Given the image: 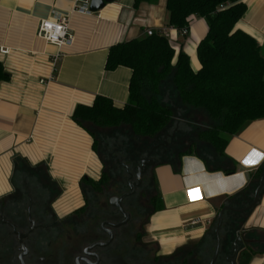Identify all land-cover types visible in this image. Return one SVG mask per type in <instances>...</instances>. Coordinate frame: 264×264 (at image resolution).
Here are the masks:
<instances>
[{
    "label": "crops",
    "instance_id": "0c3cea01",
    "mask_svg": "<svg viewBox=\"0 0 264 264\" xmlns=\"http://www.w3.org/2000/svg\"><path fill=\"white\" fill-rule=\"evenodd\" d=\"M88 1L0 0V50L8 51L0 53L7 74L0 82V222L14 202H29V194L51 200L57 217H67L83 205L85 183L101 178L104 166L91 133L110 141L115 131L83 127L73 113L78 106H92L97 96L118 108L128 103L132 71L106 70L112 46L166 29L176 56L184 51L192 70L201 69L197 48L208 33L205 19L193 18L183 36L169 27L167 0L138 8L135 0H117L97 13L79 12ZM241 1L247 11L236 29L264 48V0ZM53 16L68 18L72 45L58 48L38 36L41 21ZM261 167L264 119L233 136L223 157L200 143L194 153L156 162L152 171L162 208L149 221L148 241L169 256L208 239L219 212ZM238 237L244 243L236 264H242L245 247L255 252L246 264H264V190L260 203L243 216Z\"/></svg>",
    "mask_w": 264,
    "mask_h": 264
},
{
    "label": "trees",
    "instance_id": "16d2710c",
    "mask_svg": "<svg viewBox=\"0 0 264 264\" xmlns=\"http://www.w3.org/2000/svg\"><path fill=\"white\" fill-rule=\"evenodd\" d=\"M157 1L135 0L134 8ZM167 10L169 27L180 35L189 31L193 18L207 21L208 33L197 48L201 69L195 73L189 56L182 50L176 56L168 37L159 33L118 43L109 49L107 71L120 67L132 71L128 103L118 108L109 98L97 96L92 106H78L73 113L74 121L83 127L91 124L115 131L110 141L97 139L96 134L91 133L95 138L94 149L104 166L100 181L85 183L93 192H100V185L122 183L124 166L139 165L151 149L163 143L171 133L175 135L168 138V144L154 153L156 162H170L176 155L194 153L200 143L207 144L223 157L233 136L248 124L264 119V48L252 36L236 29L247 11L246 5L241 0H167ZM5 79L7 74L0 62V82ZM187 109L203 111L211 121L209 127L198 131L193 139L188 136L190 127L181 124L188 120ZM179 137L189 139L187 151H176L181 150ZM263 176L264 167H261L242 194L230 199L225 206L236 209L248 206ZM153 183L156 189L155 179ZM150 196L152 214H155L162 208L160 198L158 194ZM236 199L241 203L236 204ZM48 204H51L49 199ZM28 205L26 200L14 202L8 215L23 221ZM249 212H227L221 236L227 227L229 236L236 240L243 216ZM141 238L142 235L137 236L138 241ZM233 240L230 239L229 245L222 240L221 256L229 252ZM215 241L214 232V236L211 234L208 239L189 247L187 254L196 259L188 264H210ZM244 249L240 257L242 264L255 254L250 247ZM182 250L184 248L175 253ZM176 261L180 264L178 258Z\"/></svg>",
    "mask_w": 264,
    "mask_h": 264
},
{
    "label": "flooded vegetation",
    "instance_id": "af4514ba",
    "mask_svg": "<svg viewBox=\"0 0 264 264\" xmlns=\"http://www.w3.org/2000/svg\"><path fill=\"white\" fill-rule=\"evenodd\" d=\"M141 162L134 167L124 166L122 183L100 185V192L88 187L90 191L85 192L83 205L64 218L57 217L46 198L29 194L26 219L1 218L0 264H177L172 254L162 255L171 259L167 263H159L161 255L148 259L149 254L139 245L144 244L143 236L137 240V236L142 235L139 229L147 227L153 216L151 196L140 195L147 188L145 176L153 167L148 169L133 195L118 201L130 192V183L137 182ZM122 210L130 215L127 223H124L126 217ZM29 214L34 223L30 222ZM15 231L28 234L23 238L26 252ZM145 233L147 235V229ZM233 255L232 245L227 254L219 256L217 264H236L237 258Z\"/></svg>",
    "mask_w": 264,
    "mask_h": 264
},
{
    "label": "water",
    "instance_id": "95a60500",
    "mask_svg": "<svg viewBox=\"0 0 264 264\" xmlns=\"http://www.w3.org/2000/svg\"><path fill=\"white\" fill-rule=\"evenodd\" d=\"M116 1L117 0H91L90 4H89V10L92 13H97V12L101 11L102 9H104L107 4H111V3H114ZM174 135H175V133H173L172 136H166L163 140V143L156 145L151 149V151L146 156V160L142 161L140 167L138 168V171L136 173L137 182H131L130 183V192L127 193L126 195H124L118 201H121L125 197L131 196L134 194L135 188L139 187L142 184L143 176L146 174L148 169L152 168L156 165V160L153 159L154 153L160 147H165L168 144V138L173 137ZM263 190H264V176L261 178L260 183L254 192L253 200L248 206H246L245 208H242V209H236V208H233L231 206H224L223 209L219 212L217 220H216L215 229H214L215 238H216V247H215V252H214V255H213V258H212L210 264H217V261L219 259L220 253H221V247H222L221 233H222L225 214L227 212L243 214V213H246V212L253 210L260 203L261 194H262ZM120 209H122V208L120 207ZM122 212H123V210H122ZM123 214L126 217V222H124V223H127V221L130 218V215L127 213H124V212H123ZM29 217H30V222L34 223L31 219V214H29ZM16 233L19 237V243L21 244L22 250H24L26 252L25 245L23 243V238H25L28 234H22V233H18V232H16ZM243 243H244V241L242 240V237H238L233 242V244H232L234 247L233 258H237L238 254H239V250H240L239 245L243 244ZM231 264H235V262H232Z\"/></svg>",
    "mask_w": 264,
    "mask_h": 264
},
{
    "label": "rangeland",
    "instance_id": "374dc122",
    "mask_svg": "<svg viewBox=\"0 0 264 264\" xmlns=\"http://www.w3.org/2000/svg\"><path fill=\"white\" fill-rule=\"evenodd\" d=\"M194 112L190 111V113L187 114L188 120H186L185 122L181 123L183 125H186V126L190 127L189 134L187 133L188 136H189V139H193L198 131L209 127V125L211 124V121L208 119L206 113H204L203 111H197V114H196V112L195 113ZM172 135H173V133L170 134V136H172ZM189 139L188 138L187 139H181V137H179L178 142H179V148L181 150H176V151H182V152L183 151H187L188 145H189V142H190ZM152 176H153L152 170L149 171V173L145 176L144 181H146L145 184H146V187L148 188V190L146 189L147 191L145 190L144 192L143 191L140 192V195H141V197L143 196V198H148V196H150V195L153 196V195L157 194V191L155 189L154 183L152 181L153 180ZM114 193H116V190L114 191ZM214 228H213V230H214ZM146 229H147L146 226L144 228H140L139 229V230H141L142 236L144 238L143 239L144 244L140 243L139 245L149 254L148 259H152V258H154L157 255H161V253L159 252V250L157 249V247L155 245H153L151 242L148 241L147 235L145 233ZM212 235L214 236V231H212ZM230 239L233 240V238L231 236H229L228 228L226 227V231L222 235V240L224 241V243L226 245H229L228 243L230 242ZM234 241L235 240H233V242ZM190 247H192V246H190ZM188 248L189 247H186V249L184 248V250H182V251H179V252H176V253L174 252L172 258H174V259L178 258L180 260L179 261L180 264H181L182 261H185L186 264L190 263L193 258L196 259V256L191 257L190 254H187L188 251H189ZM159 259H160L159 263H167V262H169L171 260V259L169 260L167 258H163L162 255L159 257ZM156 260H158L157 257H156Z\"/></svg>",
    "mask_w": 264,
    "mask_h": 264
},
{
    "label": "built area",
    "instance_id": "2783aa9c",
    "mask_svg": "<svg viewBox=\"0 0 264 264\" xmlns=\"http://www.w3.org/2000/svg\"><path fill=\"white\" fill-rule=\"evenodd\" d=\"M90 2H87V6H81L78 8L79 12L85 14H91L89 10ZM224 8V7H222ZM187 31H183L182 35H187ZM155 33L153 31H147V36H152ZM159 34L167 37L168 31L163 29ZM38 36L44 39L49 44L55 45L58 48L63 46H70L74 42L73 36L69 32V20L63 16H53L50 19L42 20L38 29ZM1 54H7V50H0ZM59 55L55 57L54 62L58 60Z\"/></svg>",
    "mask_w": 264,
    "mask_h": 264
}]
</instances>
